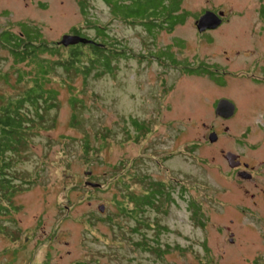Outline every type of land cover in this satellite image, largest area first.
<instances>
[{
    "label": "rangeland",
    "instance_id": "374dc122",
    "mask_svg": "<svg viewBox=\"0 0 264 264\" xmlns=\"http://www.w3.org/2000/svg\"><path fill=\"white\" fill-rule=\"evenodd\" d=\"M179 8L185 17L172 33L157 27L148 35L139 23L113 16L102 0H0V32L18 34L23 23L49 44L73 34L72 28L102 41L90 27L97 24L105 28L104 39L123 51L112 59L111 74L83 79L67 77L58 68L44 85L57 92L58 106L43 116L17 165L31 183L13 196L11 213L0 214V249L21 247L15 264H40L47 252L52 263L58 251L48 249L47 242L53 236L62 249L61 264H264V198L259 191L264 169L252 187V182L227 175L226 163L221 171L215 168L220 162L216 148L191 144L203 140L201 122L213 123L205 98L227 93L195 71L197 61L227 62L226 69L236 72L264 66V0H180ZM204 8L227 12L230 21L214 33L212 43L199 46L193 19ZM173 35L185 45L177 39L170 50ZM223 50L232 54L228 61ZM192 69L194 74L186 73ZM30 70L32 65L15 63L0 45V74L6 76L0 77V95L22 92ZM247 80L232 85L239 109L218 144L245 161L255 155L264 159V85ZM70 97L76 98L73 106ZM130 119L145 122L148 133L134 138ZM189 122L192 127L185 132ZM85 138L93 148L88 153L82 148ZM88 170L90 176L84 174ZM140 175L172 187L173 202L165 212L151 207L141 212L139 218L148 226H138L129 211L121 213L116 206L124 202V193L143 191L136 179ZM85 180L100 187L84 185ZM252 192L260 195L252 199ZM190 200L199 206L202 224L187 209ZM125 206L129 210L133 204ZM231 231L233 243L228 241ZM142 240L164 252L137 246ZM6 258L3 254L0 262Z\"/></svg>",
    "mask_w": 264,
    "mask_h": 264
},
{
    "label": "trees",
    "instance_id": "16d2710c",
    "mask_svg": "<svg viewBox=\"0 0 264 264\" xmlns=\"http://www.w3.org/2000/svg\"><path fill=\"white\" fill-rule=\"evenodd\" d=\"M102 1L109 6L113 16L128 21V23H139L148 33L157 27H163L161 20L159 21L157 18L171 12L172 8L176 10L180 2L179 0ZM169 3H171L170 6ZM261 14L264 17V9ZM18 25L20 27L18 34H14L10 30L0 32V45L9 50L15 63L26 62L27 65H32V70L25 72V75L29 76L30 83L22 92L14 97L0 95V214H10L14 209L12 206L13 196L20 191L21 185L31 183V180L22 178L17 165L28 148L31 136L40 129V123L44 120L43 116L58 106L57 92L52 88L44 87L50 81V74L60 68L67 77L72 74L80 75L83 79L88 76L99 78L104 74L112 73L114 68L112 59L121 56L123 52L104 39L107 37L105 28L97 24L90 27L96 31L98 37H102V41L86 37L95 43H77L66 47L57 43H46L40 39V33L35 28H29L23 23ZM72 32L82 36L75 28H72ZM45 54L48 57L43 56ZM52 56H56L57 59H52ZM0 77L6 79L5 74H0ZM22 78L23 75L18 72L16 78L18 83L22 81ZM75 102L76 98L70 97L71 106L75 105ZM130 123L135 131L134 138L142 137L149 131L147 124L143 121L130 119ZM129 135L132 134L127 132L128 137H130ZM82 148L84 153L93 149L89 146L86 138L83 140ZM118 179H115V184L119 187L121 182ZM136 179L139 183H143V191L130 193L126 196L124 193L122 195L124 202H118L116 206L121 213L129 211V215L136 220L138 226L141 224L148 226L145 221L139 218L141 212L145 207L165 212L164 208L173 202L172 187L169 182L165 183L146 175L137 176ZM125 187L128 189V186ZM127 201L133 204L129 210L125 206ZM187 209L191 212L193 219L202 224L203 214L194 201L188 202ZM155 226L158 227V224L156 223ZM3 230V226L0 225V231L3 232ZM136 245L146 249L153 248V246L147 245L144 240L137 242ZM153 251L157 255L164 252L159 248H153Z\"/></svg>",
    "mask_w": 264,
    "mask_h": 264
},
{
    "label": "flooded vegetation",
    "instance_id": "af4514ba",
    "mask_svg": "<svg viewBox=\"0 0 264 264\" xmlns=\"http://www.w3.org/2000/svg\"><path fill=\"white\" fill-rule=\"evenodd\" d=\"M180 1V0H179ZM180 2L179 5L177 7L176 10H174L172 8V11L169 12L168 14H163L160 16V18H157V20H161V25L163 26V28L165 30H167L166 32L168 33H172L174 30V27L178 24H181L184 17H185V11H183V9H180ZM209 9V8H208ZM207 8L203 9L197 16L196 18L193 19V26L195 27V32H194V36L196 37V41L194 43H198L199 46L201 45H206V44H210L214 41V33L218 31L219 27L222 26L223 24L227 23L230 21V19H228V15L227 12L223 11V15L219 16L220 18V23L215 27V28H206L204 30L199 31L196 27V22L198 19L205 11L208 10ZM174 10V11H173ZM209 11L214 12L215 14H218L219 11L221 10H214V9H209ZM158 21V22H159ZM168 21V22H167ZM153 31V30H152ZM151 31V32H152ZM148 35H152V34H148ZM229 37H232L231 34H229ZM178 40L183 42V46L185 45V41H183L180 38H176L175 35L172 36L171 38V44H168L167 47L170 48V50L173 47H177L175 45V42ZM226 50H223V53L225 54ZM239 53V52H238ZM230 57H232V54H225L224 55V59H226L227 61L230 59ZM226 64L227 62L221 64L220 62H205V61H197V66L195 67L198 70H195L197 72H200L201 74L207 76L208 81L212 83V85L216 88H220L221 90H226L227 93L224 95H221L219 97H214L213 99H208L205 98V102L204 104V109L206 112H208L209 114L213 115V119L211 124H206V122H201L200 123V128L204 129V132L201 134L200 137H202V142H194L191 143L192 145H197V144H201L203 146H209V147H213L216 148V152L217 154L220 155V162H217L215 164V168L219 169L220 171L223 170V164L225 166V163L227 165V175H236L238 177H240V179H244L245 181H249L252 182V187H255L258 185L257 182H253L257 176V174L261 173L262 170L264 169V159H259L256 155L251 157V159H249V161H245L241 158V156L239 154H235L236 156L234 158H227L226 155L227 153L231 152L229 150L225 151L223 148H221L218 144L220 143L221 138L223 137V135H225L226 133H228V129H229V125L227 122L232 121L234 119V117L236 116V114L238 113V102H236V91H235V87L233 88L232 85H237L236 83L241 82L242 80H246L250 81V83H253L254 85H264V66L259 67L258 69L255 68V66H252V68H248L249 70H245L243 72H236V71H228L226 68ZM185 67H188V64H185ZM195 71L192 70H187L186 73L188 74H194ZM249 71V73H247ZM223 76L222 80H217V76ZM249 77V78H248ZM225 98L227 99L229 102H231L233 104V111L231 113V115H229L228 117H223L221 115L216 114V107H217V103L220 99ZM263 112L261 113L262 118H264V106L262 108ZM191 122H189V124H187L186 126H184V130L185 132L189 130V127H192V125H190ZM210 136L213 137L212 140H210ZM190 144V145H191ZM260 146V145H258ZM255 149L259 148V147H254ZM261 148V147H260ZM233 153V152H231ZM214 159V157H213ZM213 164V165H214ZM91 175V174H90ZM260 175V174H259ZM238 186L241 188L242 185ZM260 193H262L263 198H264V188L262 190H259ZM245 193H247V190H244ZM260 194L258 192H252L250 193V197L252 199H255L256 196H259ZM254 203L255 201L252 200ZM229 222L232 224L233 223V219H229ZM234 234V232H230V243L234 242V238L232 237ZM56 237V235H55ZM54 238L51 237L50 239H48L49 242H47L49 244L48 249H51V247L56 248V251H58L57 256L55 258V260H53V262H48L47 260L49 258H52L50 255V252H47L45 254V258L43 260V262H41L40 264H61L62 259H63V253H62V249L59 247L60 243L55 239L52 240ZM13 240V239H12ZM11 240V241H12ZM17 240V239H16ZM13 240L12 242L16 241ZM39 244V243H37ZM36 244V245H37ZM64 244L68 245L67 242H65ZM19 248H21L20 246H15V247H11V246H6L0 249V256L4 255H8L9 258H6V260L4 262H0V264H15V253L19 250ZM70 251L67 250L65 254H68Z\"/></svg>",
    "mask_w": 264,
    "mask_h": 264
},
{
    "label": "water",
    "instance_id": "95a60500",
    "mask_svg": "<svg viewBox=\"0 0 264 264\" xmlns=\"http://www.w3.org/2000/svg\"><path fill=\"white\" fill-rule=\"evenodd\" d=\"M223 15V11H219L218 14H215L212 11H205L197 20L196 22V27L199 31L204 30L206 28H215L219 23H220V18L219 16ZM77 43H95L93 40H90L86 37H82L77 34H63L60 38V40L57 42V44L62 45L64 47L68 45H73ZM233 109V104L229 102L227 99L222 98L218 101L217 107H216V114L221 115L223 117H228L231 115ZM213 137L210 136V140H212ZM236 155L229 152L227 153L226 157L227 158H234ZM85 175H90L91 171H85ZM84 185L90 186V187H98L99 184L91 181H84ZM98 210L103 212L104 206L101 204L98 207Z\"/></svg>",
    "mask_w": 264,
    "mask_h": 264
}]
</instances>
